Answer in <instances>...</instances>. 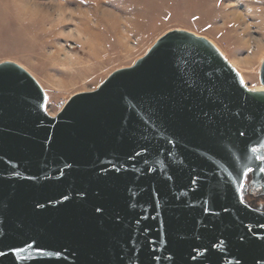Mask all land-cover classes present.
Segmentation results:
<instances>
[{"label":"water","instance_id":"1","mask_svg":"<svg viewBox=\"0 0 264 264\" xmlns=\"http://www.w3.org/2000/svg\"><path fill=\"white\" fill-rule=\"evenodd\" d=\"M263 146L264 90L191 31L56 116L2 62L0 264H264V211L242 194L249 171L264 190Z\"/></svg>","mask_w":264,"mask_h":264},{"label":"rangeland","instance_id":"2","mask_svg":"<svg viewBox=\"0 0 264 264\" xmlns=\"http://www.w3.org/2000/svg\"><path fill=\"white\" fill-rule=\"evenodd\" d=\"M174 29L206 37L249 88L262 85L264 0H0V63L25 68L54 115ZM244 188L245 201L264 211V190L251 174Z\"/></svg>","mask_w":264,"mask_h":264},{"label":"bare ground","instance_id":"3","mask_svg":"<svg viewBox=\"0 0 264 264\" xmlns=\"http://www.w3.org/2000/svg\"><path fill=\"white\" fill-rule=\"evenodd\" d=\"M232 64V63H231ZM233 65V64H232ZM252 89H256V90H264V85L262 84V85H260V86H258V87H256V88H252ZM53 115V114H52Z\"/></svg>","mask_w":264,"mask_h":264},{"label":"snow or ice","instance_id":"4","mask_svg":"<svg viewBox=\"0 0 264 264\" xmlns=\"http://www.w3.org/2000/svg\"><path fill=\"white\" fill-rule=\"evenodd\" d=\"M241 135H243V133H241ZM98 211H99V209H98ZM0 254H2V253H0Z\"/></svg>","mask_w":264,"mask_h":264}]
</instances>
